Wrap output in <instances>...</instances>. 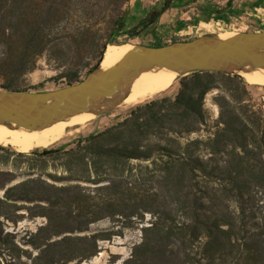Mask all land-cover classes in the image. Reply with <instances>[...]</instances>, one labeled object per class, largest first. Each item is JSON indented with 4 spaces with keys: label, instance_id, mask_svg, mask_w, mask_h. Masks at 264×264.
Here are the masks:
<instances>
[{
    "label": "trees",
    "instance_id": "obj_1",
    "mask_svg": "<svg viewBox=\"0 0 264 264\" xmlns=\"http://www.w3.org/2000/svg\"><path fill=\"white\" fill-rule=\"evenodd\" d=\"M130 2L0 0V76L7 80L0 89L41 91L44 83L29 88L9 83L34 71L43 56L61 71L50 81L64 77L67 86L76 84L98 66L106 45L116 44L122 34L138 35L172 7L171 0H165L159 11L125 29ZM225 11L210 14L221 19ZM247 89L240 75L192 72L180 77L174 97L133 106L123 122L86 137V147L79 141L77 148L63 153L70 171L76 166L92 165L98 172L102 168V214L107 216L102 220L141 225V241L124 264H264V111L246 98ZM214 91L219 115L211 127L206 99ZM203 130L209 131L206 138H189ZM49 151L42 156L63 149ZM133 161L147 165L127 167ZM0 176L7 178L0 190L15 180L10 172ZM71 188L29 178L6 189L0 207L32 203L40 209L32 216L47 223L22 243L5 229V223L16 224L22 217L0 211V264L83 262L100 252L99 241L120 235L111 227L73 236L90 232L99 217L79 222L60 217L55 208L73 202ZM145 213L154 216L149 225Z\"/></svg>",
    "mask_w": 264,
    "mask_h": 264
},
{
    "label": "rangeland",
    "instance_id": "obj_2",
    "mask_svg": "<svg viewBox=\"0 0 264 264\" xmlns=\"http://www.w3.org/2000/svg\"><path fill=\"white\" fill-rule=\"evenodd\" d=\"M228 1L198 0L191 2V0H171V10L168 9L169 11L165 15L161 14L158 16L152 24L143 28L136 36L120 35L116 40V45L124 46L127 43L137 45V43L142 44V41L164 45L175 41L192 40L207 33L218 34L223 31L234 33L259 32L264 29V0H232L230 7L226 5ZM164 3L165 0H131L127 7L125 29L134 28L140 21L149 18L152 12L159 11ZM224 9L226 11L221 19H216L215 16L210 14L212 10ZM216 22L219 23V27L222 28L221 30L210 28L211 32H209L202 25L203 23ZM242 23H244V30L238 32L239 30L237 31L234 27ZM103 43L104 39H102V45ZM0 55H3V48L1 46ZM60 74L61 71L55 70L54 64H50L47 57L43 56L38 59L37 67L34 71L15 76L9 84L12 88H29L44 83L45 86L41 91H51L67 86V79L64 77L50 81ZM180 77L170 89L145 102L156 98L174 97L179 89ZM6 83L7 80L0 76V86ZM247 85L248 94L246 98L256 109L261 108L264 111V85H251L249 83ZM216 93V91L210 93L206 99V108L211 118V127L215 124L219 115L218 107L213 103V97ZM132 107L116 109L96 116L93 121L83 127H78V131H74L71 135L59 141L60 143L57 142L46 149L39 148L23 153L17 148L14 149L11 146L0 145V172H10L15 177V180L6 186V189L29 178H42L58 188L70 186L72 187L70 200L73 202H70L66 206L60 205L58 208H55L57 211H61L59 213L60 217H76L75 221L78 222L83 220V217H99V220L90 225V232L75 233L73 236L102 233V229L111 227H114L112 233L121 235L113 237L111 241H99L100 252L95 257L71 264H124L131 257L133 247L141 241L142 232L139 223L121 224L119 222L118 224H113L110 219L102 220V217H107L105 213L102 214V193L106 192L102 190V185L106 184H102V168L98 172L92 165H89L88 168L76 166L73 171H70L67 164V156L63 154L65 151L77 148L79 141H81L80 145L82 147H86L88 145V142L85 140L86 137L100 134L102 131L123 122ZM208 134V130H203L200 133L192 134L189 138H206ZM61 148L63 149L61 153L42 156L44 150ZM34 151L37 154H33ZM139 163L133 161L128 163L127 167H136ZM140 164L147 165V162H141ZM83 169H85L84 172L82 171ZM53 177H57L60 180L54 182L52 181ZM6 179V177L0 176V185ZM6 189L0 190V199L5 198ZM17 205L19 206H12L9 209L0 207V211L6 212L7 210L9 217H22L21 221L16 224L5 223V229L16 234L17 240L24 243L30 233L36 232L40 226L47 223V219L41 216H32L33 213L40 211L32 203L19 202ZM90 205H93V207L89 208ZM53 217H56V214H53ZM111 217L121 216L112 215ZM152 217L154 216L149 213L144 214L146 225H149ZM75 223L70 222L69 225H75L72 227H76ZM67 234L71 235L70 233ZM21 246L33 253V255L37 254V251L31 246H24L23 244Z\"/></svg>",
    "mask_w": 264,
    "mask_h": 264
},
{
    "label": "water",
    "instance_id": "obj_3",
    "mask_svg": "<svg viewBox=\"0 0 264 264\" xmlns=\"http://www.w3.org/2000/svg\"><path fill=\"white\" fill-rule=\"evenodd\" d=\"M103 58L104 52L98 66L70 86L38 92L0 89V125L43 129L78 114L109 113L127 99L135 79L155 64L172 67L181 76L203 71L240 75L237 71L250 65L264 66V30L240 32L230 40L207 33L162 46L137 44L110 70L101 68Z\"/></svg>",
    "mask_w": 264,
    "mask_h": 264
},
{
    "label": "bare ground",
    "instance_id": "obj_4",
    "mask_svg": "<svg viewBox=\"0 0 264 264\" xmlns=\"http://www.w3.org/2000/svg\"><path fill=\"white\" fill-rule=\"evenodd\" d=\"M202 25L209 32H211V29H222L217 22L203 23ZM218 35L220 39L230 40L236 37L238 33L223 31L218 33ZM133 49L134 45L130 43L124 46H117L116 44L107 45L104 51V58L101 62V68L103 70L112 69ZM237 73L251 85H264V66L254 67L250 65L248 66V70H239ZM180 76V73L172 67L162 64L150 66L135 79L129 96L117 109L128 108L155 97L170 89ZM95 118L96 114L92 113L78 114L55 122L43 129L18 127L16 123H12L11 126L0 125V145L11 146L14 149L17 148L23 153L39 148L46 149L71 135L74 131H78V127L85 126Z\"/></svg>",
    "mask_w": 264,
    "mask_h": 264
},
{
    "label": "crops",
    "instance_id": "obj_5",
    "mask_svg": "<svg viewBox=\"0 0 264 264\" xmlns=\"http://www.w3.org/2000/svg\"><path fill=\"white\" fill-rule=\"evenodd\" d=\"M169 10H171V9H169ZM169 10H167L166 12H164L163 13V15H165ZM143 45H147V46H162V45H160V44H155V43H153V42H151V43H148V42H145V41H142L141 42ZM138 44V43H137ZM164 45H166V44H164Z\"/></svg>",
    "mask_w": 264,
    "mask_h": 264
},
{
    "label": "built area",
    "instance_id": "obj_6",
    "mask_svg": "<svg viewBox=\"0 0 264 264\" xmlns=\"http://www.w3.org/2000/svg\"><path fill=\"white\" fill-rule=\"evenodd\" d=\"M234 28H236L237 31L239 30L238 32H240V31L244 30V29H243V28H244V23H242L241 25H239V26H237V27L235 26Z\"/></svg>",
    "mask_w": 264,
    "mask_h": 264
}]
</instances>
